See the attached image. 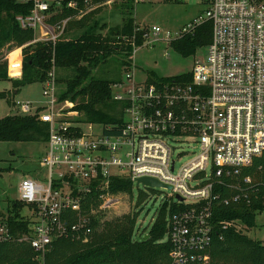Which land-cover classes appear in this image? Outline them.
<instances>
[{
    "label": "built area",
    "instance_id": "obj_1",
    "mask_svg": "<svg viewBox=\"0 0 264 264\" xmlns=\"http://www.w3.org/2000/svg\"><path fill=\"white\" fill-rule=\"evenodd\" d=\"M11 1L30 7L28 14L16 16L22 28L34 32L26 47L38 42L55 46L71 21L116 0ZM199 1L206 6L204 15L175 35L159 27L138 29L145 31L144 43L153 45L182 39L209 22L212 39L206 56L195 59L189 84L153 83L149 78L138 82L132 62L128 84L114 86V100L125 103L119 133H104L119 125H100V131L91 127L89 134L80 127L78 134L73 130L78 125L63 121L56 111L52 71L43 84L46 103L38 107L43 108L40 120L50 127L48 149L39 164L40 171L48 173L38 172L41 180L26 177L20 185L19 202L29 208L25 216L31 221V234L20 241L38 252L61 238L80 239L81 233L86 242L92 232L93 213L83 208L89 194L101 193L104 209L107 197L117 202L118 196L109 190L113 178L129 179L134 185L138 179L152 178L171 190L176 208L167 221L169 264H210L214 230L233 225L215 222V207L249 203L250 195L264 186L250 176L243 184L237 181L241 171L264 154V0ZM64 10L71 14L63 17ZM38 108L15 103L23 115ZM12 238L8 224L0 222V246Z\"/></svg>",
    "mask_w": 264,
    "mask_h": 264
},
{
    "label": "trees",
    "instance_id": "obj_2",
    "mask_svg": "<svg viewBox=\"0 0 264 264\" xmlns=\"http://www.w3.org/2000/svg\"><path fill=\"white\" fill-rule=\"evenodd\" d=\"M118 10L124 17L123 25L109 29L100 25L95 11L81 20L71 21L65 35L55 46L35 43L23 47L34 39L31 29H24L16 20L20 14H28L30 7L11 0H0V81L11 82L12 90L0 93V99H7L15 105L14 96L28 85L44 84L53 70L57 89L64 85L58 95V102H69L71 111L79 118L71 124L121 125L124 102L114 100V86L123 83L122 70L131 66L132 55L136 47L144 44L145 31L135 23L133 10L135 3L122 0ZM64 16L71 12L63 11ZM67 36L72 38L67 39ZM212 39V26L209 22L195 28L191 35L170 43L173 50L184 57L195 56L197 51L206 48ZM22 47L12 57L5 58L3 50L11 51ZM118 58L119 67H115V77L100 71L109 59ZM151 82L179 81L191 83V74L186 73L171 78L149 75ZM43 108L34 114L16 113L0 118V142H47L50 127L40 120ZM77 125V124H76ZM81 134L80 127L75 129ZM118 129L104 133L114 134ZM9 169H0V174ZM250 176L255 183L264 182V154L256 158L249 168L241 171L237 180ZM261 192L250 195V202L242 201L229 206L218 205L214 213L215 222H232L227 229L216 228L211 248L210 264H264V242L252 239L245 230L256 227L257 216L264 212V186ZM110 192L115 196L128 195L134 198V184L125 178H113ZM101 193L93 191L83 205L84 210L93 213L88 240L81 238H61L55 240L45 252H38L26 241H20L31 234V221L23 213L25 204L13 201L7 216L0 213V222L8 224L12 240L0 246V264H169L171 245L166 241L167 221L176 208L174 202H164L157 212L151 227L140 237H136L138 213L108 219L101 208ZM228 194L225 193L224 197ZM146 200L139 192L136 206Z\"/></svg>",
    "mask_w": 264,
    "mask_h": 264
},
{
    "label": "rangeland",
    "instance_id": "obj_3",
    "mask_svg": "<svg viewBox=\"0 0 264 264\" xmlns=\"http://www.w3.org/2000/svg\"><path fill=\"white\" fill-rule=\"evenodd\" d=\"M122 0H116L111 5L105 6L98 14L100 25H104L108 32L116 26L124 23V17L118 10ZM206 6L199 0H144L135 3L133 17L135 23L140 28L159 27L163 31L179 33L184 28L193 24L199 16L204 15ZM72 36H67V39ZM179 39L170 40L175 41ZM2 52H6L3 50ZM207 49L203 48L197 51L195 56L184 57L172 49L169 42L158 41L153 45L139 46L136 54L132 57L135 68L132 66L134 76L138 82L145 81L152 73L162 78H171L189 73L193 70L195 59L205 57ZM3 56L0 55V59ZM118 58L109 59L108 64L100 71L108 74L110 78L115 77V67H119ZM130 66L122 70L123 82L128 84L127 72ZM132 72V71H131ZM128 86V85H127ZM6 90H12L11 82L0 81V93ZM58 95L64 90V85L58 87ZM117 89L114 88V92ZM57 95V96H58ZM43 96V84L35 83L23 87L20 92L14 96L15 103H32L34 109L42 107L46 103ZM13 100L8 102L6 99H0V118L16 113L12 104ZM69 102H58L56 111L62 120L75 122L79 118L78 113L71 111ZM85 133H90V128L94 131L101 130L100 125H91L86 123H76ZM75 124V125H76ZM197 150L196 146H191ZM48 149L47 142H0V169H9L0 174V213L7 216L11 209L13 201H19L20 185L26 177L39 178L48 173L47 170L40 171V161ZM187 160L177 163V167ZM58 169L55 168V173ZM41 180V178H39ZM139 192L146 195V200L136 206ZM171 190L167 188H148L145 186L134 185V198L131 200L128 195H120L117 202L113 197H107L105 216L106 218L121 217L124 215L138 213L136 225V237H140L153 224L157 217V212L164 202L171 204ZM23 213H29V208L25 207ZM1 219V217H0ZM256 227L245 230V233L252 239L264 241V212L257 216Z\"/></svg>",
    "mask_w": 264,
    "mask_h": 264
},
{
    "label": "water",
    "instance_id": "obj_4",
    "mask_svg": "<svg viewBox=\"0 0 264 264\" xmlns=\"http://www.w3.org/2000/svg\"><path fill=\"white\" fill-rule=\"evenodd\" d=\"M136 185L139 187V186H145V187H148V188H168L166 187L165 185H162L161 183H159L157 180L155 179H152V178H141V179H138L137 182H136Z\"/></svg>",
    "mask_w": 264,
    "mask_h": 264
},
{
    "label": "crops",
    "instance_id": "obj_5",
    "mask_svg": "<svg viewBox=\"0 0 264 264\" xmlns=\"http://www.w3.org/2000/svg\"><path fill=\"white\" fill-rule=\"evenodd\" d=\"M13 108L15 109V105H13Z\"/></svg>",
    "mask_w": 264,
    "mask_h": 264
}]
</instances>
